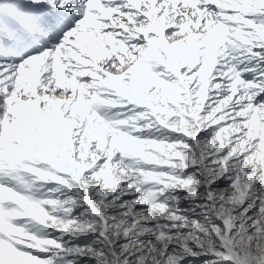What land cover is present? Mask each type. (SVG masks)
Masks as SVG:
<instances>
[{
    "label": "snow or ice",
    "instance_id": "snow-or-ice-1",
    "mask_svg": "<svg viewBox=\"0 0 264 264\" xmlns=\"http://www.w3.org/2000/svg\"><path fill=\"white\" fill-rule=\"evenodd\" d=\"M0 264H264V0H0Z\"/></svg>",
    "mask_w": 264,
    "mask_h": 264
}]
</instances>
